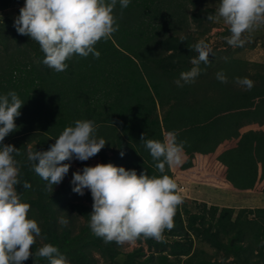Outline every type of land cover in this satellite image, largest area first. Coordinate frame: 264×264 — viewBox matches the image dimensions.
<instances>
[{"label":"trees","instance_id":"1","mask_svg":"<svg viewBox=\"0 0 264 264\" xmlns=\"http://www.w3.org/2000/svg\"><path fill=\"white\" fill-rule=\"evenodd\" d=\"M22 1L0 0V11ZM188 2L196 7V0H130L123 10L117 4L114 15L119 29L108 40L95 45L100 52L99 59L91 54L86 58L73 56L66 62L67 70L60 73L43 64L44 54L39 44L18 34L13 19L0 20V94L14 90L25 100L21 115L15 119L17 130L6 136L3 143L19 148L20 155L16 158L21 162L20 179L22 183L28 181L31 188L23 189L17 185V190L31 205L29 217L37 220L42 235L47 238L43 241L37 238V243L32 246L33 258L23 264H48L46 259L35 256V250L42 243L58 247L70 264H98L99 258L105 264H264V208L254 211L243 208L235 213L232 207L203 202L198 205L200 210L192 211L185 201L176 211L174 228L165 231L164 242L140 238L132 250L123 251L116 243L105 244L92 234L88 226L92 197L88 190L83 196L72 191V173L78 169H72L71 162L67 177L58 187L54 185L50 193L46 182L32 171L26 159L29 147L47 150L66 126L77 119H90L97 125V135L107 141L95 156L100 163L111 162L135 169L137 174L146 170L149 175H159L155 162L140 141L141 134L163 140L168 131L174 130L178 140L186 141L187 135L190 133L191 136L197 130L194 142L185 145L188 149L184 148L185 162L166 168L167 174L176 180L180 194L192 181L264 194V64H250L232 57L224 59L225 50L212 49L210 64H201L204 71L196 79L208 76L210 71L223 65L225 71L232 69L231 75L227 73L229 82L212 80L208 87L216 92L212 103L208 92L206 103H199L200 97L194 94L196 103L203 108L187 112L195 119L188 117L181 124L173 114L186 87L173 85L171 89L182 95H167L164 99L159 89L161 81L157 79L160 77L155 80L144 77L145 71L148 72L146 59L159 69L155 76L166 73L169 78H179L181 71L191 67L190 59L197 54L190 47L197 42L198 36L192 38V35L180 34L188 27ZM137 8L140 10L131 17L135 19L134 23L126 16L116 14L117 10L127 13L128 9ZM215 10L199 8L191 11L190 16L201 26L202 22H210L206 16ZM138 17H147L151 21L162 19L158 26L155 25L157 32L147 36L148 24L144 25V19L139 21ZM202 27L199 34L208 31L205 25ZM119 32L122 37L117 36ZM158 34L164 38L156 39ZM182 36L187 37L186 41H180ZM149 41L158 44L159 49L150 47ZM3 52L7 55H2ZM247 66L254 69V75L250 76ZM236 77L250 78L254 87L251 91L241 88L235 83ZM220 91L221 103L218 102ZM172 100L174 102L170 103ZM164 104L168 107L162 118L158 109ZM206 106L208 112L205 110L204 113ZM245 118L251 122V127L246 130L243 127ZM219 120L234 122L236 145L242 155L231 161L227 157L221 168L219 165L214 168L220 154L216 156L215 153L228 150L214 147L212 151L205 147L219 131ZM77 165L82 169L93 164L87 160L77 161ZM237 178L242 184L235 183ZM64 212L68 216L67 226L59 223ZM201 243L219 252L221 259L213 258L200 246Z\"/></svg>","mask_w":264,"mask_h":264},{"label":"clouds","instance_id":"2","mask_svg":"<svg viewBox=\"0 0 264 264\" xmlns=\"http://www.w3.org/2000/svg\"><path fill=\"white\" fill-rule=\"evenodd\" d=\"M128 7L130 0H24L13 26L20 35L28 36L39 44L44 54L43 64L55 72H64L66 63L73 56L99 59L95 45L108 40L119 29L115 8ZM208 21L222 20L230 35L226 42L233 48L243 47L245 33L264 26V0H219L215 15L207 14ZM182 36L180 41H186ZM197 53L190 59L191 67L181 71L175 81L178 87L194 83L209 65L211 46L200 39L191 45ZM216 79L227 84L223 71ZM183 81V83H182ZM235 83L251 91L254 82L248 77H236ZM22 100L16 91L0 94V264H23L33 258L32 246L37 238L46 240L35 218L29 217L31 205L22 199L23 189H30L28 181L21 182L19 148L3 143L6 136L18 128L15 119L21 115ZM140 141L148 150L159 175H149L135 169H126L111 162L85 165L72 173V191L83 196L88 190L92 197L89 228L93 235L105 244L134 243L140 238L165 241V231L174 228V217L184 198L177 191L176 180L167 174L166 168L181 166L184 160L186 141L178 140V133L168 131L163 140L146 138ZM107 141L97 135V125L90 119H77L66 126L55 137L47 150L29 147L26 159L32 171L46 182L51 193L54 185L62 183L68 174L70 162L87 161L96 156ZM123 156L124 152L121 151ZM65 213V212H64ZM67 214L59 223L67 226ZM37 258L46 259L48 264H70V261L51 243H42L35 250Z\"/></svg>","mask_w":264,"mask_h":264},{"label":"rangeland","instance_id":"3","mask_svg":"<svg viewBox=\"0 0 264 264\" xmlns=\"http://www.w3.org/2000/svg\"><path fill=\"white\" fill-rule=\"evenodd\" d=\"M24 0L21 3H16L13 6H10L2 11H0V20H3L4 18H11L14 20L16 16L19 15V9L23 6ZM219 0H196V9L192 7V4L189 2L187 3V16H186V23H188V27L186 26L185 30H181L180 34H188L192 35V38H198L196 39L197 42L200 39L207 40V43L211 46L212 49L215 50H225L226 54H223V58H238L243 60L244 62H248L250 64H264V26L252 31L251 33H245L244 38L248 41L245 43L243 47H236L233 48L232 46L228 45L226 42V37L230 35V32L228 30V26L223 23L222 20L216 22V21H210V22H202V25L199 26L197 24V21L193 19L192 16H190L191 11H197L199 8H214L216 9L218 7ZM140 10V8L130 10L128 9V12L125 13L123 11L117 10L116 14H119L121 16H126V18L131 20V23H134L133 21L135 19H131L133 15H136L137 12ZM161 10V9H160ZM127 14V15H126ZM215 15V13H213ZM144 19V25H146V30L147 32L145 33L147 36H152L155 32H157V29L155 28V25L158 26L159 21L162 19H156V20H149L147 17H138L137 20L141 21ZM150 24V25H149ZM184 24V23H183ZM182 24V25H183ZM206 26L208 28V31L204 34H199L200 30L203 29L202 26ZM125 26V25H124ZM156 26V27H157ZM155 28V29H154ZM118 37H122V33H117ZM164 38V35L158 34L156 36V39L159 38ZM148 45L150 47L156 48L157 50L159 49V45L148 42ZM1 52V50H0ZM197 54V53H196ZM2 55H7V53H2ZM151 59V57H150ZM145 63L148 64V72L145 71L144 77H149L148 79H151L153 77V80H155V77H160L157 79H160V85L161 88H159L162 92V96L164 99H166L167 95H178L181 96L182 94L179 91H174L171 89L173 85H175V81L178 79V77H167L166 73H163L161 76H155L154 74H158L159 69L154 68L152 61H149L146 59L144 60ZM248 70L250 72V76L254 75V69L250 68V66H247ZM232 69H228L225 71L223 68V65H220L217 67L216 70L210 71L208 76H204L202 78L196 79L194 83H189V84H184V87H186L187 91L185 92V95H182L181 103L179 104L177 111L174 112L175 119L178 118V124H181L183 121H187L188 117L191 118V120H194L195 117L193 115L188 114L187 112H191L194 108H203L202 105H199L196 103L194 94L197 95V98L200 97L199 103L203 102L206 103V94L207 92L209 93V102L212 103L213 99L216 98L215 91L212 92V90H208V87L212 84V80L216 78V73L219 71H223L226 75L229 73L231 75ZM173 74V76H175ZM229 77V76H228ZM183 83V81H182ZM177 86V85H176ZM221 86V85H219ZM207 90V91H206ZM221 92L219 93V98L218 102L222 100L220 97ZM185 96V97H184ZM205 98V99H204ZM174 102L172 100L170 103ZM168 105L164 104L161 108L158 109V114L159 117L163 118L164 112L166 111ZM208 112V107L206 106L204 108V113ZM202 113V116L203 114ZM204 118H202L203 120ZM202 123H205L204 121ZM218 126L217 132H215V136L212 137V140L209 141L210 143L206 144L205 147L206 149L212 150L214 147H222L224 152H216V156L218 155L219 159L216 161L214 164V168H216V165H219L221 168L222 163H224L225 159L228 157L229 160H233L235 158L240 157L239 155H242L241 149L236 145V130H235V124L234 122L231 121H226L223 122L221 120L218 121ZM249 126L251 127V122L248 121L247 118L244 119V124L243 127L244 129H248ZM199 132L195 131L191 136L190 133L186 137V142L187 144L190 142H194L195 140V135L194 133ZM185 135V134H184ZM187 144H185L187 146ZM212 145V147H211ZM205 147H202L205 149ZM211 147V148H210ZM187 148H185L186 150ZM188 150V149H187ZM209 150V151H210ZM213 151V150H212ZM211 154V153H210ZM91 164L95 165L97 162H100L97 157H92L88 160ZM71 168L72 169H80V167L77 165V160L71 161ZM225 170V167H224ZM224 174L226 171H224ZM216 171V169H215ZM67 177V176H66ZM235 183L237 184H242V181L240 179H236ZM59 185H55V188L58 187ZM209 191L206 189L204 190L201 187V184L199 181H192L189 183L187 187L186 193L183 192L181 194L184 198V202L187 201L188 206L191 208L192 211H198L200 208H198V205L201 206V204L204 202L206 204L210 205H218L219 207L221 206H229L234 208L235 213H237L239 210L245 208V209H251L252 211L256 210V208H264V194H261L260 192L257 191H240V192H235V193H230L228 192L225 196L219 195V197L212 194H208ZM196 204V205H195ZM198 208V209H197ZM253 216V214H251ZM250 215V216H251ZM62 217V216H60ZM186 216H184L185 218ZM60 221V220H59ZM135 246H137V243H125L123 245H119V247L123 251H130L132 250ZM203 247L206 251L209 252L213 256V258H220L219 252H215V250L210 249L207 247V245L202 244L200 245ZM96 258H99L96 255ZM98 264H105L100 258L98 261Z\"/></svg>","mask_w":264,"mask_h":264},{"label":"crops","instance_id":"4","mask_svg":"<svg viewBox=\"0 0 264 264\" xmlns=\"http://www.w3.org/2000/svg\"><path fill=\"white\" fill-rule=\"evenodd\" d=\"M200 184H201V187L204 190L206 189L207 191H209L208 194H212L213 193V195H215L217 197H219V195L225 196L228 192H230V193L239 192V191H237L235 189H232V188H229V187H222V186L215 185L214 183H205V184L204 183H200ZM186 191L187 190L185 189L184 193H186Z\"/></svg>","mask_w":264,"mask_h":264}]
</instances>
